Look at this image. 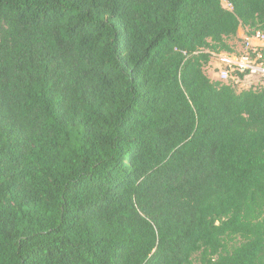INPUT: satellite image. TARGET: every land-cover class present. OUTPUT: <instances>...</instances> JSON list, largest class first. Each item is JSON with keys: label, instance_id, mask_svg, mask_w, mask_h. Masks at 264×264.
Returning <instances> with one entry per match:
<instances>
[{"label": "trees", "instance_id": "1", "mask_svg": "<svg viewBox=\"0 0 264 264\" xmlns=\"http://www.w3.org/2000/svg\"><path fill=\"white\" fill-rule=\"evenodd\" d=\"M241 27L264 0H0V264H264V82L205 71Z\"/></svg>", "mask_w": 264, "mask_h": 264}, {"label": "built area", "instance_id": "2", "mask_svg": "<svg viewBox=\"0 0 264 264\" xmlns=\"http://www.w3.org/2000/svg\"><path fill=\"white\" fill-rule=\"evenodd\" d=\"M221 82H233L246 88L253 80L264 82V30H255L242 38V48L233 52L211 54L209 63Z\"/></svg>", "mask_w": 264, "mask_h": 264}, {"label": "crops", "instance_id": "3", "mask_svg": "<svg viewBox=\"0 0 264 264\" xmlns=\"http://www.w3.org/2000/svg\"><path fill=\"white\" fill-rule=\"evenodd\" d=\"M246 34H247L246 29L241 27V28H239L237 35L234 38H232L231 40H229V42L231 44H233V47H234L235 50H240L242 48V38ZM238 39L241 40L239 45L238 46H236V45L234 46V43L237 42ZM210 69L212 70V68H210ZM210 69L208 68V70H210ZM212 72L215 74V72L213 70H212Z\"/></svg>", "mask_w": 264, "mask_h": 264}, {"label": "rangeland", "instance_id": "4", "mask_svg": "<svg viewBox=\"0 0 264 264\" xmlns=\"http://www.w3.org/2000/svg\"><path fill=\"white\" fill-rule=\"evenodd\" d=\"M223 4L225 5V6H228L225 2H223ZM240 41L241 40H237V42H235L234 43V46L236 45V46H238L239 45V43H240ZM208 68L210 69L211 67H207V68H205V71H206V74L211 78V79H215L216 77V75L212 72V70L210 69V70H208ZM211 71V72H210ZM253 83H261V81H259V80H253ZM195 264H200L197 260L195 261Z\"/></svg>", "mask_w": 264, "mask_h": 264}]
</instances>
